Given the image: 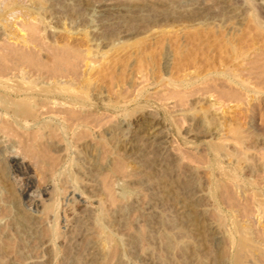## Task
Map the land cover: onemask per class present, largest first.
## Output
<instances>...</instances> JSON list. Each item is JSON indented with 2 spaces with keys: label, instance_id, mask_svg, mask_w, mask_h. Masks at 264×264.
<instances>
[{
  "label": "rangeland",
  "instance_id": "rangeland-1",
  "mask_svg": "<svg viewBox=\"0 0 264 264\" xmlns=\"http://www.w3.org/2000/svg\"><path fill=\"white\" fill-rule=\"evenodd\" d=\"M4 42L80 57L0 80V264H264V0H3Z\"/></svg>",
  "mask_w": 264,
  "mask_h": 264
},
{
  "label": "bare ground",
  "instance_id": "bare-ground-1",
  "mask_svg": "<svg viewBox=\"0 0 264 264\" xmlns=\"http://www.w3.org/2000/svg\"><path fill=\"white\" fill-rule=\"evenodd\" d=\"M3 0H0V2H2ZM31 24V23H30ZM25 31H28V35L30 34V36L34 37L35 34V26L33 27V25H25ZM24 28V27H23ZM24 31V30H23ZM28 35H26V39H28ZM33 38H30L29 41ZM35 40V38H34ZM27 41V40H26ZM28 41V43H29ZM36 42L38 41V38L35 40ZM25 42V41H24ZM31 42V41H30ZM36 42H33L34 44ZM27 43V42H26ZM32 43V42H31ZM3 44V43H2ZM1 44V45H2ZM38 44V43H37ZM0 45V46H1ZM29 45V44H28ZM39 45V44H38ZM12 47L5 44L1 46V50H0V80H7L10 77H12V72L15 71L17 68V66L22 65L21 67L24 68L25 65L34 68L37 71H41L44 73H49L50 77L49 78H53V80H57L58 77H62V75L66 74L67 72H74V70L76 68V65L78 64L77 61L79 60V55L77 53V51L75 49L72 48H51V47H47V50H49V48H51L48 53L46 52V54H49V59L48 61H42L41 59L38 58V56H36L35 52L29 51V50H21L20 48H13L14 45H11ZM20 46V45H19ZM40 47L41 44H40ZM37 51V50H36ZM48 56V55H46ZM79 62V61H78ZM26 66V67H27ZM78 66V65H77ZM18 67V68H21ZM25 67V68H26ZM28 67V68H29ZM21 68V69H22ZM30 69V68H29ZM33 70V69H31ZM34 70V71H35ZM22 74V73H21ZM17 75V74H16ZM26 75V74H25ZM48 75V74H46ZM45 75V76H46ZM72 75V76H70ZM69 76L71 78H73L74 74H70ZM75 76V75H74ZM21 77V76H20ZM68 77V75H67ZM68 77V78H70ZM65 78V77H64ZM70 78V79H71ZM67 79V78H66ZM4 80V81H5ZM11 80V79H10ZM9 81V80H8ZM25 81V80H24ZM43 81V80H42ZM62 81V80H61ZM7 82V81H6ZM66 82V81H65ZM68 82V81H67ZM44 83V82H43ZM52 83V82H51ZM60 83V82H59ZM46 84V83H45ZM3 85V84H2ZM50 85V82H49ZM59 85V84H58ZM60 86V85H59ZM57 89V88H56ZM5 90V89H4ZM20 92V91H19ZM49 93V92H48ZM59 93H57L58 95ZM9 95V94H8ZM11 95V94H10ZM13 95V94H12ZM21 95V93L19 94ZM56 95V94H55ZM14 96V95H13ZM32 96V95H31ZM43 96V95H41ZM47 96V95H46ZM45 96V97H46ZM52 96V95H51ZM35 97V95H34ZM39 97V96H38ZM45 99V98H44ZM50 99V98H49ZM80 101V100H79ZM81 102V101H80ZM41 104V103H40ZM45 104V103H43ZM55 106V105H54ZM53 108V107H52ZM68 112V111H67ZM66 112V113H67ZM65 113V115H66ZM76 113V112H75ZM69 115V113H68ZM67 115V116H68ZM76 115V114H75ZM79 117V114H78ZM83 118V117H82ZM110 195V194H109ZM242 255V254H241ZM246 256V255H245ZM241 257H239V260H241ZM244 260V259H243ZM243 263V262H242Z\"/></svg>",
  "mask_w": 264,
  "mask_h": 264
}]
</instances>
